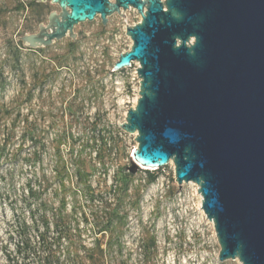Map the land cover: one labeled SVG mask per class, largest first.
Wrapping results in <instances>:
<instances>
[{
    "label": "rangeland",
    "instance_id": "374dc122",
    "mask_svg": "<svg viewBox=\"0 0 264 264\" xmlns=\"http://www.w3.org/2000/svg\"><path fill=\"white\" fill-rule=\"evenodd\" d=\"M51 11L0 0V264H77L91 250L95 264H241L218 260L197 185L178 187L172 163L130 170L135 133L119 125L138 83L112 65L136 11L77 24L74 41L19 44Z\"/></svg>",
    "mask_w": 264,
    "mask_h": 264
},
{
    "label": "water",
    "instance_id": "95a60500",
    "mask_svg": "<svg viewBox=\"0 0 264 264\" xmlns=\"http://www.w3.org/2000/svg\"><path fill=\"white\" fill-rule=\"evenodd\" d=\"M56 4L29 49L134 9L131 40L112 65L138 63V97L119 125L135 133L131 171L172 163L197 185L218 260L264 264V0H39Z\"/></svg>",
    "mask_w": 264,
    "mask_h": 264
},
{
    "label": "trees",
    "instance_id": "16d2710c",
    "mask_svg": "<svg viewBox=\"0 0 264 264\" xmlns=\"http://www.w3.org/2000/svg\"><path fill=\"white\" fill-rule=\"evenodd\" d=\"M19 44H21L20 42H19ZM147 171V170H146ZM156 179V176L155 175H149V177H148V179H147V181L148 182H153L154 180ZM100 256V255H99ZM98 256V257H99ZM102 256H104V254H102L101 253V256L100 257H102ZM86 258H84V259H81V261H77V264H82V262L85 260H87V261H89V262H92V264H93V262L96 260L95 259V253L91 250V251H89V256H85ZM98 260H100V258L98 259ZM94 264H95V262H94Z\"/></svg>",
    "mask_w": 264,
    "mask_h": 264
},
{
    "label": "built area",
    "instance_id": "2783aa9c",
    "mask_svg": "<svg viewBox=\"0 0 264 264\" xmlns=\"http://www.w3.org/2000/svg\"><path fill=\"white\" fill-rule=\"evenodd\" d=\"M128 37V36H127ZM128 39L130 40V38L128 37ZM130 42H131V40H130ZM138 63L137 62H135V61H132L131 63H130V65L129 66H126V67H123L122 69H120V70H132V75H133V79L134 78H136V80H137V83H138V86H139V78H138V75H137V68H138ZM120 70H117V71H120ZM112 71H115V70H113L112 69ZM138 94V93H137ZM136 103V102H135ZM132 153V152H131Z\"/></svg>",
    "mask_w": 264,
    "mask_h": 264
},
{
    "label": "flooded vegetation",
    "instance_id": "af4514ba",
    "mask_svg": "<svg viewBox=\"0 0 264 264\" xmlns=\"http://www.w3.org/2000/svg\"><path fill=\"white\" fill-rule=\"evenodd\" d=\"M46 22H47V19H46ZM38 25H39V24H38ZM38 25H37V30H38ZM37 30H36V31H37ZM36 31H35V32H36Z\"/></svg>",
    "mask_w": 264,
    "mask_h": 264
},
{
    "label": "bare ground",
    "instance_id": "6f19581e",
    "mask_svg": "<svg viewBox=\"0 0 264 264\" xmlns=\"http://www.w3.org/2000/svg\"><path fill=\"white\" fill-rule=\"evenodd\" d=\"M136 100V99H135Z\"/></svg>",
    "mask_w": 264,
    "mask_h": 264
}]
</instances>
